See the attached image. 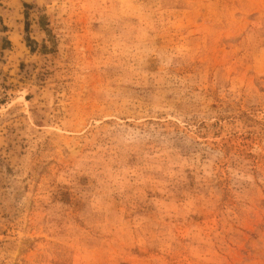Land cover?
<instances>
[{
  "label": "rangeland",
  "instance_id": "374dc122",
  "mask_svg": "<svg viewBox=\"0 0 264 264\" xmlns=\"http://www.w3.org/2000/svg\"><path fill=\"white\" fill-rule=\"evenodd\" d=\"M0 264H264V0H0Z\"/></svg>",
  "mask_w": 264,
  "mask_h": 264
},
{
  "label": "trees",
  "instance_id": "16d2710c",
  "mask_svg": "<svg viewBox=\"0 0 264 264\" xmlns=\"http://www.w3.org/2000/svg\"><path fill=\"white\" fill-rule=\"evenodd\" d=\"M29 29V25L28 24H26V30H28Z\"/></svg>",
  "mask_w": 264,
  "mask_h": 264
}]
</instances>
